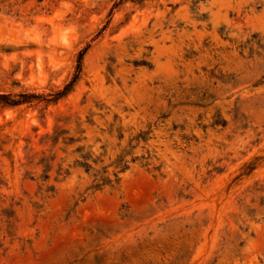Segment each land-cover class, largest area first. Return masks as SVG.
Returning a JSON list of instances; mask_svg holds the SVG:
<instances>
[{
  "label": "rangeland",
  "instance_id": "obj_1",
  "mask_svg": "<svg viewBox=\"0 0 264 264\" xmlns=\"http://www.w3.org/2000/svg\"><path fill=\"white\" fill-rule=\"evenodd\" d=\"M0 94V264H264V0H0Z\"/></svg>",
  "mask_w": 264,
  "mask_h": 264
},
{
  "label": "trees",
  "instance_id": "obj_2",
  "mask_svg": "<svg viewBox=\"0 0 264 264\" xmlns=\"http://www.w3.org/2000/svg\"><path fill=\"white\" fill-rule=\"evenodd\" d=\"M21 98H24L25 96L20 94ZM23 100L17 99H11L9 94H0V102L6 104V105H18L22 102Z\"/></svg>",
  "mask_w": 264,
  "mask_h": 264
}]
</instances>
